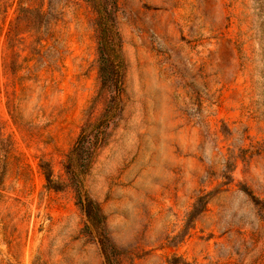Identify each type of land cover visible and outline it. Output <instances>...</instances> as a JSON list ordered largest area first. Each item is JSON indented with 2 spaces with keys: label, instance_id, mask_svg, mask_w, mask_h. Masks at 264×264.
<instances>
[{
  "label": "rangeland",
  "instance_id": "374dc122",
  "mask_svg": "<svg viewBox=\"0 0 264 264\" xmlns=\"http://www.w3.org/2000/svg\"><path fill=\"white\" fill-rule=\"evenodd\" d=\"M39 8L29 30L19 7ZM121 110L83 188L115 264H264V0H115ZM92 0H0V264H104L65 178L100 89Z\"/></svg>",
  "mask_w": 264,
  "mask_h": 264
},
{
  "label": "trees",
  "instance_id": "16d2710c",
  "mask_svg": "<svg viewBox=\"0 0 264 264\" xmlns=\"http://www.w3.org/2000/svg\"><path fill=\"white\" fill-rule=\"evenodd\" d=\"M96 11L97 29V62L100 89L111 93L100 115L93 121L84 123L76 136L64 162L65 178L61 181L52 179L50 172L45 171L46 187L59 190L70 187L75 193L77 205L83 211L87 223L95 230L98 243L104 258V264H115L116 254L109 243L104 227V217L99 205L83 188L93 151L106 139V128L120 113L119 95L122 91L124 60L122 57V41L115 26V0H92ZM19 10L27 18L29 30L38 33L44 23V14L39 8L20 6ZM6 140L0 136L1 151ZM1 160V157H0Z\"/></svg>",
  "mask_w": 264,
  "mask_h": 264
}]
</instances>
